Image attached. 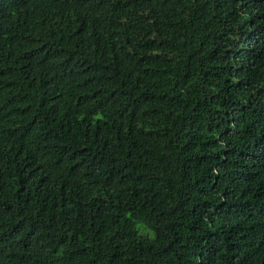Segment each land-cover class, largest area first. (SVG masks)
<instances>
[{"label": "trees", "instance_id": "trees-1", "mask_svg": "<svg viewBox=\"0 0 264 264\" xmlns=\"http://www.w3.org/2000/svg\"><path fill=\"white\" fill-rule=\"evenodd\" d=\"M0 264H264V0H0Z\"/></svg>", "mask_w": 264, "mask_h": 264}]
</instances>
